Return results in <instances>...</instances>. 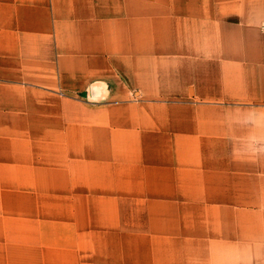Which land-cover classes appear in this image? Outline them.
Instances as JSON below:
<instances>
[{
    "label": "crops",
    "instance_id": "crops-1",
    "mask_svg": "<svg viewBox=\"0 0 264 264\" xmlns=\"http://www.w3.org/2000/svg\"><path fill=\"white\" fill-rule=\"evenodd\" d=\"M0 264H264V0H0Z\"/></svg>",
    "mask_w": 264,
    "mask_h": 264
},
{
    "label": "rangeland",
    "instance_id": "rangeland-1",
    "mask_svg": "<svg viewBox=\"0 0 264 264\" xmlns=\"http://www.w3.org/2000/svg\"><path fill=\"white\" fill-rule=\"evenodd\" d=\"M52 194V193H49V195ZM53 222H48V232H50L53 227L55 229V226L52 225ZM129 227H135V226H141L140 224L139 225H136V224H129L128 225ZM30 229H31V226L29 225V223H27L26 221L24 222H20L18 221V218H17V232H22L24 233L25 235L29 234L30 233ZM29 236V235H27Z\"/></svg>",
    "mask_w": 264,
    "mask_h": 264
},
{
    "label": "water",
    "instance_id": "water-1",
    "mask_svg": "<svg viewBox=\"0 0 264 264\" xmlns=\"http://www.w3.org/2000/svg\"><path fill=\"white\" fill-rule=\"evenodd\" d=\"M83 95H86V93H83Z\"/></svg>",
    "mask_w": 264,
    "mask_h": 264
}]
</instances>
